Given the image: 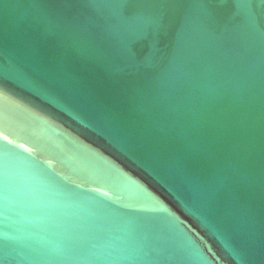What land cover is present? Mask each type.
<instances>
[{"label":"water","instance_id":"1","mask_svg":"<svg viewBox=\"0 0 264 264\" xmlns=\"http://www.w3.org/2000/svg\"><path fill=\"white\" fill-rule=\"evenodd\" d=\"M0 264H264V0H0Z\"/></svg>","mask_w":264,"mask_h":264}]
</instances>
